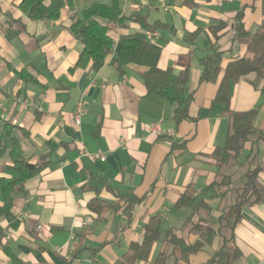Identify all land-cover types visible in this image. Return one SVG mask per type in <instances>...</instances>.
<instances>
[{
  "label": "crops",
  "instance_id": "crops-1",
  "mask_svg": "<svg viewBox=\"0 0 264 264\" xmlns=\"http://www.w3.org/2000/svg\"><path fill=\"white\" fill-rule=\"evenodd\" d=\"M95 1L113 0H74L58 20L34 21L20 0H0V117L15 124L12 132L31 163L43 156L48 162L0 214V264H12L5 248L24 264H114L143 242L156 214L160 237L137 264H154L163 251L173 264L181 252L168 232L193 243L202 228L215 230L212 240L180 264L205 263L228 239L241 250L236 264H264V200L240 203L256 198L251 171L264 186V139L253 135L233 164L219 165L211 155L225 144L230 125L216 101L219 84L228 63L247 54V42L235 36L237 16L242 10L245 29L257 31L261 0H119L122 14L135 19L111 27L114 52L99 70L70 30L73 16ZM11 18L26 29L9 39ZM142 22L158 24L148 39L162 49L161 69L179 71L180 61L194 55L190 119L180 124L175 104L148 93L143 67L130 64L119 76L111 64L122 37L142 30ZM216 49L223 53L222 71L216 82H201V59ZM252 78L232 84L230 107L259 106L254 126L264 130V80L255 87ZM154 124L175 135L152 133ZM2 142L0 177L10 179L18 173L9 156L12 141L3 133ZM189 187L190 202L177 206Z\"/></svg>",
  "mask_w": 264,
  "mask_h": 264
},
{
  "label": "trees",
  "instance_id": "trees-1",
  "mask_svg": "<svg viewBox=\"0 0 264 264\" xmlns=\"http://www.w3.org/2000/svg\"><path fill=\"white\" fill-rule=\"evenodd\" d=\"M45 1L20 0L19 7L34 21L58 20L65 7H69L70 10L74 9V0H51L50 3ZM261 12L262 22L255 32L245 29L242 22V10L237 16L238 23L235 27V36L247 42V54L244 57L234 58L228 63L216 95V101L224 105L223 111L227 114L230 122L225 144L215 147L211 153L219 165L233 164L253 135H256L257 141L264 139V130H258L254 126V120L259 114V106L242 112L234 111L230 107L231 86L233 83L251 74L253 78L250 81L255 87H259L264 80V0H261ZM134 19L133 16L122 14L119 0H113L110 4L95 1L73 16L70 30L83 43V55L91 58L93 69L99 70L106 64L109 55L114 52L115 41L110 34L111 27ZM142 24V30L122 37L111 64L115 67L119 76L126 74L130 64L143 67L145 71L142 73V77L148 93L159 95L175 104L174 119L177 124H180L182 121L190 119L189 106L193 100V92L189 90L191 61H180L183 68L179 71H176L172 66L161 69L159 62L162 49L148 39L149 33L155 31L158 24L150 25L143 22ZM223 26L224 23H221L218 28ZM25 29V23L19 19L11 18L6 25V36L10 39L19 35ZM222 60L223 53L218 49L201 59V82L217 81L222 71ZM262 90L264 91V87ZM14 127L15 124L11 121L0 117V153L4 150L2 134L6 133L12 141L9 156L18 171L17 175L10 179L0 177V191L4 203L3 206H0V214L12 207L16 195L24 190L25 182L39 174L48 164L47 161H44L45 156L41 157V161L37 163H31L26 158L19 146L18 139L12 132ZM256 175L257 170L251 171L249 181V186L255 188L256 198L246 199L240 201V203L264 200V186L256 184ZM193 192V187L187 188L177 201V206L188 204ZM2 231L3 229L0 226V238H2ZM160 234L161 219L160 215L156 214L145 225L143 242L132 245L126 254L114 264H137L138 261L149 258L153 244L159 239ZM168 234H171L169 237L170 243L175 245L181 252L180 257H177L173 264H180L188 260L192 254L200 251L207 242H210L215 235V230L202 228L200 230L201 238L193 243L174 234L172 230ZM5 249L12 264H24L10 249ZM240 256V248L231 239H228L203 264H236ZM167 258V252L163 251L154 259V264H167Z\"/></svg>",
  "mask_w": 264,
  "mask_h": 264
},
{
  "label": "built area",
  "instance_id": "built-area-1",
  "mask_svg": "<svg viewBox=\"0 0 264 264\" xmlns=\"http://www.w3.org/2000/svg\"><path fill=\"white\" fill-rule=\"evenodd\" d=\"M0 108H2V105H0ZM82 108H83V103H79L78 108L76 110V122L77 124H80L81 119H80V114L82 112ZM150 131L152 133L155 134H163V135H167V136H174L175 135V131L173 129H164L162 128V126L158 125V124H154L150 127ZM87 154L91 157V158H96V157H100L102 160H104L106 157L103 154L100 153H96V152H87Z\"/></svg>",
  "mask_w": 264,
  "mask_h": 264
},
{
  "label": "rangeland",
  "instance_id": "rangeland-1",
  "mask_svg": "<svg viewBox=\"0 0 264 264\" xmlns=\"http://www.w3.org/2000/svg\"><path fill=\"white\" fill-rule=\"evenodd\" d=\"M192 58H193V59H191V61L194 60V55H192ZM182 60H186V58H183ZM191 84H192V82L189 83L190 87H191ZM163 231H164V230H163ZM163 234H164V233H163Z\"/></svg>",
  "mask_w": 264,
  "mask_h": 264
}]
</instances>
